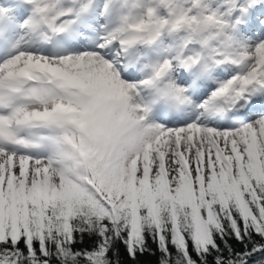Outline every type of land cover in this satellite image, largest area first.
<instances>
[{"label": "snow or ice", "instance_id": "1", "mask_svg": "<svg viewBox=\"0 0 264 264\" xmlns=\"http://www.w3.org/2000/svg\"><path fill=\"white\" fill-rule=\"evenodd\" d=\"M0 264H264V0H0Z\"/></svg>", "mask_w": 264, "mask_h": 264}, {"label": "trees", "instance_id": "2", "mask_svg": "<svg viewBox=\"0 0 264 264\" xmlns=\"http://www.w3.org/2000/svg\"><path fill=\"white\" fill-rule=\"evenodd\" d=\"M151 259H153V260H154L155 258L153 257V258H151Z\"/></svg>", "mask_w": 264, "mask_h": 264}]
</instances>
